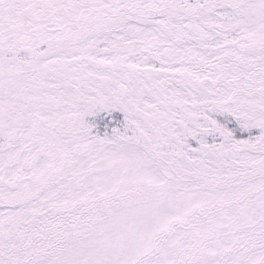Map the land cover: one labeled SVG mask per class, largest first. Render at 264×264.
Here are the masks:
<instances>
[{
    "label": "snow or ice",
    "instance_id": "obj_1",
    "mask_svg": "<svg viewBox=\"0 0 264 264\" xmlns=\"http://www.w3.org/2000/svg\"><path fill=\"white\" fill-rule=\"evenodd\" d=\"M0 264H264V0H0Z\"/></svg>",
    "mask_w": 264,
    "mask_h": 264
}]
</instances>
